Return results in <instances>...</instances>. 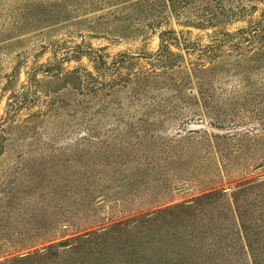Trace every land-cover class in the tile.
Instances as JSON below:
<instances>
[{
    "label": "rangeland",
    "instance_id": "obj_1",
    "mask_svg": "<svg viewBox=\"0 0 264 264\" xmlns=\"http://www.w3.org/2000/svg\"><path fill=\"white\" fill-rule=\"evenodd\" d=\"M0 143V264H264V0H0Z\"/></svg>",
    "mask_w": 264,
    "mask_h": 264
},
{
    "label": "trees",
    "instance_id": "obj_2",
    "mask_svg": "<svg viewBox=\"0 0 264 264\" xmlns=\"http://www.w3.org/2000/svg\"><path fill=\"white\" fill-rule=\"evenodd\" d=\"M222 15L229 17L228 13L224 12V11H223ZM224 16H222V17L218 16L216 13L213 12V13H210V16H209L210 19L208 21L215 23L216 21H219V19L223 18ZM165 39L166 38L163 39L164 43L161 44L160 50H158L155 54H149V56H160L161 60L158 62V63H160V65H158V66L166 68L167 70L176 67L177 66L176 63L178 61L174 57L171 59L169 56H185V54L187 56H189L195 51V48L189 42L190 40L184 39L183 43H176L175 47H177L180 51H185V54L184 53H174L171 51V44L174 43V41H176V38L175 39L174 38H168L166 41H165ZM169 41H171V42H169ZM208 49H210V47ZM213 49L216 50L215 47H213ZM214 50L203 51L200 56H212ZM10 84H11V82H10ZM33 87L36 88L35 82H31L30 85H28L26 88L29 89V88H33ZM8 88H9V85L7 86V90H8ZM18 105H19L18 99H16L12 103V105L9 104V106L12 107V109L14 108V110L17 108ZM12 111L10 113H8V115L6 117L8 120H11L10 116H11ZM1 149H3V145L0 143V150ZM0 154H1V152H0Z\"/></svg>",
    "mask_w": 264,
    "mask_h": 264
}]
</instances>
